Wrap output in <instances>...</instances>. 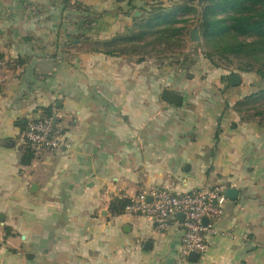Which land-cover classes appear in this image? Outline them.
I'll return each mask as SVG.
<instances>
[{
	"label": "crops",
	"instance_id": "0c3cea01",
	"mask_svg": "<svg viewBox=\"0 0 264 264\" xmlns=\"http://www.w3.org/2000/svg\"><path fill=\"white\" fill-rule=\"evenodd\" d=\"M150 2L0 0V264H264V79L95 48ZM45 108L59 145L23 164L24 126ZM216 186L237 196L194 262L177 224L109 208Z\"/></svg>",
	"mask_w": 264,
	"mask_h": 264
},
{
	"label": "trees",
	"instance_id": "16d2710c",
	"mask_svg": "<svg viewBox=\"0 0 264 264\" xmlns=\"http://www.w3.org/2000/svg\"><path fill=\"white\" fill-rule=\"evenodd\" d=\"M199 5H202L201 37L206 42L213 47H217L218 43H223L222 50L227 53L245 52L250 53L253 58L262 60L259 52H264V0H204ZM143 10L145 16H135L132 26L125 33L115 35L110 40L95 42V48L101 49L107 54L135 53L139 55L138 60H142L145 55L165 56L160 52H164L172 46L170 42L172 38L183 35L185 25L179 26L178 23H186L188 21L186 15L195 13L196 6L189 0H182L172 6L149 4ZM221 14H226V16L218 17ZM153 35V40L146 41V37L151 38ZM228 35L230 38L242 35L245 37L255 36L257 39L252 42L225 40ZM153 42H158V45L162 44L161 50L151 53L150 48H145ZM263 63L264 60H262ZM260 67L253 69L252 66H249V68L238 70L254 71L264 79V68ZM256 94L253 93L247 98L254 97ZM259 94L264 96V88L259 91ZM43 113L47 115L50 110L45 108ZM258 113L261 112L258 111ZM33 157L31 148L25 144L21 162L29 163ZM128 201V198H113L109 208L113 214H121Z\"/></svg>",
	"mask_w": 264,
	"mask_h": 264
},
{
	"label": "built area",
	"instance_id": "2783aa9c",
	"mask_svg": "<svg viewBox=\"0 0 264 264\" xmlns=\"http://www.w3.org/2000/svg\"><path fill=\"white\" fill-rule=\"evenodd\" d=\"M54 114L52 109L49 114L26 123L23 137L34 157L59 145ZM224 189L223 186H216L176 193L168 188H154L129 198L123 195L116 198L129 199L124 213L150 218L158 229L164 230L171 223L177 224L181 230V255L186 257L190 252L200 254L207 249V235L216 232L215 222L224 211ZM177 213H182L183 218L178 219ZM203 218H207L208 222L204 223Z\"/></svg>",
	"mask_w": 264,
	"mask_h": 264
},
{
	"label": "rangeland",
	"instance_id": "374dc122",
	"mask_svg": "<svg viewBox=\"0 0 264 264\" xmlns=\"http://www.w3.org/2000/svg\"><path fill=\"white\" fill-rule=\"evenodd\" d=\"M182 0H151L150 4H162L164 6H172L175 3H179ZM193 5L196 6V12L193 14H187L188 21L186 23H178L179 26H184L183 35H178L174 39L170 41L172 46L169 49L165 50V56H168L171 60H177V65L180 67L182 65L185 69H190L196 63L199 64L200 67L208 66H218L221 68H225L227 70H238L242 68H249L252 66L253 69L256 68H264V63L262 64V60H264V52H259L262 56V60L259 58H253L250 53L241 52L239 54L227 53L222 50L223 43H218L217 47H213L210 43L206 42L201 37V27H200V14H201V6L204 0L199 3L198 0H189ZM226 14H221L218 17H225ZM195 29L198 31L199 38L197 40L190 39V30ZM154 35L149 38L146 37V41L153 40ZM237 41L241 40L242 42H252L257 37L255 36H236V38H230V36H226L225 40ZM145 47V46H144ZM163 47L162 44L158 45V42H153L151 45L146 46L145 48H150V52L154 53L156 51L161 50ZM140 51V50H139ZM173 57V58H172ZM186 58V59H185Z\"/></svg>",
	"mask_w": 264,
	"mask_h": 264
},
{
	"label": "water",
	"instance_id": "95a60500",
	"mask_svg": "<svg viewBox=\"0 0 264 264\" xmlns=\"http://www.w3.org/2000/svg\"><path fill=\"white\" fill-rule=\"evenodd\" d=\"M202 1L203 0H198L199 3H201ZM136 13H138V12H136ZM198 38H199L198 31L195 30V29L190 30V39L191 40H197ZM238 78H239V76L237 74H232L231 77H230L231 83H234L235 80L237 81ZM161 98L163 100L168 101V102L173 103V104H180L181 103V99H182L180 94L175 93V92H171L168 89H164L162 91ZM225 196L227 198H229V199H235L236 196H237V189L232 188V187H228L225 190ZM176 217L179 218V219H182L183 218V214L182 213H177ZM203 222L207 223L208 219L207 218H203ZM198 256H199V253L190 252L188 254V259L190 261L194 262L195 260H197Z\"/></svg>",
	"mask_w": 264,
	"mask_h": 264
}]
</instances>
